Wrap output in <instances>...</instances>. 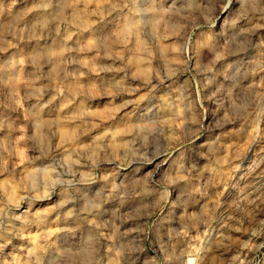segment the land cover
<instances>
[{"label": "clouds", "instance_id": "1", "mask_svg": "<svg viewBox=\"0 0 264 264\" xmlns=\"http://www.w3.org/2000/svg\"><path fill=\"white\" fill-rule=\"evenodd\" d=\"M0 264H264V0H0Z\"/></svg>", "mask_w": 264, "mask_h": 264}]
</instances>
